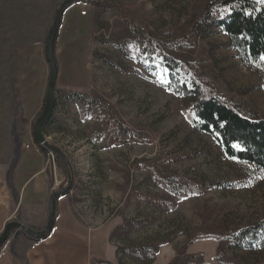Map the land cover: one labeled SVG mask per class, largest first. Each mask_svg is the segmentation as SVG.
Wrapping results in <instances>:
<instances>
[{"label": "rangeland", "instance_id": "374dc122", "mask_svg": "<svg viewBox=\"0 0 264 264\" xmlns=\"http://www.w3.org/2000/svg\"><path fill=\"white\" fill-rule=\"evenodd\" d=\"M62 1L0 0V174L11 181L18 167L42 165L49 182L53 175L51 192L66 186L67 171L36 144L33 126ZM221 1L80 0L64 13L75 6L68 21L87 29L54 45L58 105L44 134L64 153L72 182L63 194L76 214L89 226H110L114 264H264L257 236L251 249L234 239L264 222V170L226 157L195 129L183 79L172 81L160 58L141 65L136 45L151 41L203 88L264 118V64L244 59L217 26ZM68 91L107 109L65 104Z\"/></svg>", "mask_w": 264, "mask_h": 264}, {"label": "crops", "instance_id": "0c3cea01", "mask_svg": "<svg viewBox=\"0 0 264 264\" xmlns=\"http://www.w3.org/2000/svg\"><path fill=\"white\" fill-rule=\"evenodd\" d=\"M75 4L79 7L81 3ZM74 7L71 6L62 16L55 40L57 45L58 42L60 46L64 42L69 43L70 38L79 39L87 29L83 25L81 30L79 24L73 25L68 21L71 11L76 9ZM70 31L72 34L69 37L66 33ZM56 53L58 46L56 50L54 47L55 60ZM24 171L30 173L25 175ZM13 175L8 181L0 174V233L6 223L12 220L19 221L33 231L43 230L47 222L53 175L49 182L42 165L36 168L20 166ZM73 207L69 193L54 198L52 225L43 237H31L23 230L11 231L0 247V264H114L110 226H89Z\"/></svg>", "mask_w": 264, "mask_h": 264}, {"label": "trees", "instance_id": "16d2710c", "mask_svg": "<svg viewBox=\"0 0 264 264\" xmlns=\"http://www.w3.org/2000/svg\"><path fill=\"white\" fill-rule=\"evenodd\" d=\"M220 6L223 15L217 19V26L233 41L236 50L244 59L261 62L259 56L264 54V4L258 0H222ZM211 17V13H206L204 20L207 21ZM136 45L139 48L141 65L160 58L172 81L176 78L183 79L178 87L180 92L192 96L190 121L195 129L210 136L226 157H235V160L253 164L264 170V118L242 114L232 104L203 88L199 80L184 68L181 62L165 55L162 48L151 41ZM62 101L65 104L75 101L85 105L89 111H92L94 104L100 111L107 109L98 100L79 91L63 93ZM57 105L56 98L55 108ZM52 119L53 114L45 128ZM233 143H239L243 151L234 149L231 146ZM254 236L264 243V222L244 228L234 239H245L244 247L251 249L257 247ZM260 245L261 243L258 244ZM153 254L154 251H151V255Z\"/></svg>", "mask_w": 264, "mask_h": 264}, {"label": "water", "instance_id": "95a60500", "mask_svg": "<svg viewBox=\"0 0 264 264\" xmlns=\"http://www.w3.org/2000/svg\"><path fill=\"white\" fill-rule=\"evenodd\" d=\"M76 0H63L61 4L59 5L58 9L56 10L53 23L50 29V32L48 34V38L45 45V57L46 61L49 66V77L46 85V92H45V98H44V104L41 110V113L36 118L33 126V136L36 144L42 148L45 151H48L50 153L55 154L58 156L66 168L67 171V183L66 186L58 191H52L49 198H48V216H47V222L46 226L41 231H33L24 224L20 223L17 220H12L4 226L2 232L0 233V247L5 243L7 237L13 230H23L26 232L29 236L39 238L46 235V233L50 230L53 220V200L57 195H62L64 192H66L72 182V177L70 170L68 168V164L66 162L64 153L62 150H60L57 146L52 145L48 142L46 136L43 133V128L47 124V122L50 120L56 103V96H55V83L57 79V63L55 60L54 55V45L55 40L57 37V33L60 27V22L62 19V16L64 15L66 9L74 4Z\"/></svg>", "mask_w": 264, "mask_h": 264}, {"label": "snow or ice", "instance_id": "6c2138e0", "mask_svg": "<svg viewBox=\"0 0 264 264\" xmlns=\"http://www.w3.org/2000/svg\"><path fill=\"white\" fill-rule=\"evenodd\" d=\"M258 2L261 3V4H264V0H258ZM259 60H260L261 62H264V54H261V55L259 56ZM160 82H161L162 84H166V83H168V81H167V80H164V79H161ZM231 146H232L234 149H236L237 151H243V149H242V147L239 145V143H233ZM233 159H236V158L233 157Z\"/></svg>", "mask_w": 264, "mask_h": 264}]
</instances>
